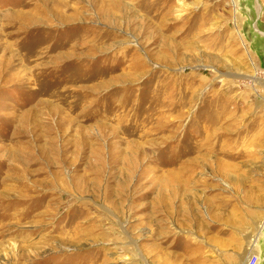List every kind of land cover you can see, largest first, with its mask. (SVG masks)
<instances>
[{
  "label": "rangeland",
  "instance_id": "rangeland-1",
  "mask_svg": "<svg viewBox=\"0 0 264 264\" xmlns=\"http://www.w3.org/2000/svg\"><path fill=\"white\" fill-rule=\"evenodd\" d=\"M252 254L264 0H0V264Z\"/></svg>",
  "mask_w": 264,
  "mask_h": 264
},
{
  "label": "built area",
  "instance_id": "built-area-1",
  "mask_svg": "<svg viewBox=\"0 0 264 264\" xmlns=\"http://www.w3.org/2000/svg\"><path fill=\"white\" fill-rule=\"evenodd\" d=\"M258 263V255L252 254L249 258V264H257Z\"/></svg>",
  "mask_w": 264,
  "mask_h": 264
},
{
  "label": "bare ground",
  "instance_id": "bare-ground-1",
  "mask_svg": "<svg viewBox=\"0 0 264 264\" xmlns=\"http://www.w3.org/2000/svg\"><path fill=\"white\" fill-rule=\"evenodd\" d=\"M34 241V240H33ZM126 242H124L126 245H129V240H126ZM254 242H255V238L251 239V242H250V249H251V252H253L255 250V246H254ZM250 252V251H249Z\"/></svg>",
  "mask_w": 264,
  "mask_h": 264
},
{
  "label": "crops",
  "instance_id": "crops-1",
  "mask_svg": "<svg viewBox=\"0 0 264 264\" xmlns=\"http://www.w3.org/2000/svg\"><path fill=\"white\" fill-rule=\"evenodd\" d=\"M248 244H249V243H248ZM248 244H247V245H248Z\"/></svg>",
  "mask_w": 264,
  "mask_h": 264
}]
</instances>
